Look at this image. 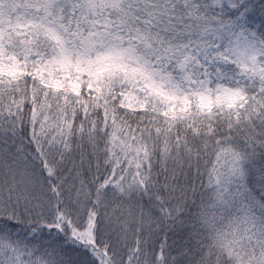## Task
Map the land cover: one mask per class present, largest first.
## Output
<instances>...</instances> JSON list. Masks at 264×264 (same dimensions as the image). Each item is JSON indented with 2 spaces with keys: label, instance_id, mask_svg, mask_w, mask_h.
Wrapping results in <instances>:
<instances>
[{
  "label": "snow or ice",
  "instance_id": "snow-or-ice-1",
  "mask_svg": "<svg viewBox=\"0 0 264 264\" xmlns=\"http://www.w3.org/2000/svg\"><path fill=\"white\" fill-rule=\"evenodd\" d=\"M0 264H264V0H0Z\"/></svg>",
  "mask_w": 264,
  "mask_h": 264
}]
</instances>
